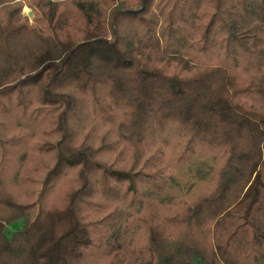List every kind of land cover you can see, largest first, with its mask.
<instances>
[{
	"label": "trees",
	"instance_id": "obj_1",
	"mask_svg": "<svg viewBox=\"0 0 264 264\" xmlns=\"http://www.w3.org/2000/svg\"><path fill=\"white\" fill-rule=\"evenodd\" d=\"M20 1L0 0V264H264V0H66L65 15L39 0L46 32L13 19ZM74 82L103 96L133 164L75 142ZM33 103L59 138L41 143L55 158L27 220L1 137L4 113L33 118ZM148 153L152 171L137 169ZM75 166L77 187L46 208ZM96 185L108 202L85 221Z\"/></svg>",
	"mask_w": 264,
	"mask_h": 264
},
{
	"label": "rangeland",
	"instance_id": "obj_2",
	"mask_svg": "<svg viewBox=\"0 0 264 264\" xmlns=\"http://www.w3.org/2000/svg\"><path fill=\"white\" fill-rule=\"evenodd\" d=\"M37 1L39 0H21L20 2L23 6L20 10L13 12V19L18 22H24V24L29 27L40 28L43 32H46V21H43V16L39 15L38 10H35L32 7V4H36ZM60 1L63 2V5L58 7L57 13L61 12L65 15V9L67 7V3H65L66 0ZM6 9L7 7L0 11V19H3V21L8 17L9 9ZM65 89L72 91L77 97H79V100L81 99L80 108L78 109L79 111L76 112V117L69 123L73 131L72 136L75 142L77 144L83 143L94 146H105L106 151L102 158L106 160L108 159L109 162H113L115 165L129 166L133 164L132 156L134 147L124 145L122 140L117 138L114 126H112L111 122L104 118H100L102 115L100 112L101 109L99 108L100 104L107 108L106 104L103 102V96L98 95L100 102H97L96 105L92 96L89 93H83L77 82L70 84ZM31 95L35 99L36 91L31 92ZM35 108L38 109V111L36 110L33 118L29 117V113L23 116V113L20 110L10 114L4 113L7 115L5 116L6 123H3L6 133L1 137L2 145L6 150L10 153L16 151L11 159H14L11 163L12 168H9L8 172V189L21 203H31L30 208L26 210L24 215V218L27 220H31L35 214L37 209V206L35 205L37 203L36 198L40 192L39 182L43 179L46 170L49 169L55 158V153L44 146L42 147L41 143L59 138L58 132L53 130L51 123L46 122L42 117L39 104H31L29 106V111L34 110ZM20 134L24 135V138L22 137L23 142L20 145L18 143L14 144L7 142V139L18 137ZM141 144L142 143H140L139 146ZM10 153L7 154L9 155ZM151 155L152 154L150 153L146 156L141 154L137 160V166L135 167L137 169L145 167L143 170L152 171L150 167L153 161L150 160L149 164L145 163V157L149 156V158H151ZM78 174L79 167L77 166L66 167L62 171L59 178L54 182V185L47 190L44 195V204L46 208H51L63 203L66 194L77 187ZM93 182L96 183V178ZM114 184L115 186L120 187L122 183L119 182L117 184V182L114 181ZM140 187L141 183H139V188ZM95 188V194L82 204L81 214L85 221L98 219V216L103 209V205H101L100 202L103 199L105 202H108V200L104 198V194L100 191L98 185H96ZM22 226L23 221L19 220L12 225H7L6 229L8 233H11Z\"/></svg>",
	"mask_w": 264,
	"mask_h": 264
}]
</instances>
